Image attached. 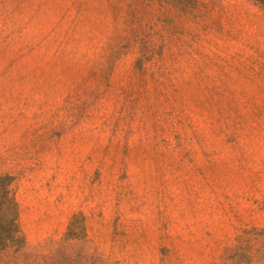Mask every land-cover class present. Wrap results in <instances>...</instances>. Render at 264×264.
Listing matches in <instances>:
<instances>
[{
  "label": "rangeland",
  "instance_id": "1",
  "mask_svg": "<svg viewBox=\"0 0 264 264\" xmlns=\"http://www.w3.org/2000/svg\"><path fill=\"white\" fill-rule=\"evenodd\" d=\"M263 0H0V264H264Z\"/></svg>",
  "mask_w": 264,
  "mask_h": 264
},
{
  "label": "trees",
  "instance_id": "2",
  "mask_svg": "<svg viewBox=\"0 0 264 264\" xmlns=\"http://www.w3.org/2000/svg\"><path fill=\"white\" fill-rule=\"evenodd\" d=\"M262 4H263V7H264V0L262 1ZM6 245L3 243V244H0V248H3L5 247Z\"/></svg>",
  "mask_w": 264,
  "mask_h": 264
}]
</instances>
